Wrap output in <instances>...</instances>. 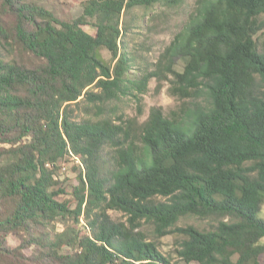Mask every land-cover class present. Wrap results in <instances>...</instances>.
Listing matches in <instances>:
<instances>
[{"label": "trees", "instance_id": "obj_1", "mask_svg": "<svg viewBox=\"0 0 264 264\" xmlns=\"http://www.w3.org/2000/svg\"><path fill=\"white\" fill-rule=\"evenodd\" d=\"M184 1L79 0L68 20L0 0V264H172L157 246L169 234L183 264H262L264 0H196L142 61L133 11ZM151 80L176 109L138 123L110 108L127 99L141 115ZM66 159L75 186L58 176Z\"/></svg>", "mask_w": 264, "mask_h": 264}, {"label": "rangeland", "instance_id": "obj_2", "mask_svg": "<svg viewBox=\"0 0 264 264\" xmlns=\"http://www.w3.org/2000/svg\"><path fill=\"white\" fill-rule=\"evenodd\" d=\"M34 1L43 8L51 11L60 19H77L82 15L83 11L79 0ZM195 1L196 0H185L182 5L170 9L157 6L148 10L135 9L133 11V14L140 19V22H138L139 34L127 35V41L132 40L135 41V43H140L142 45V49L140 51L142 61L148 64H153L157 61L163 49L170 43L175 34H177L186 24L189 15L194 9ZM83 30L92 36L96 33V30L91 23L83 26ZM258 39L259 48L262 49L261 43L264 40V34H260ZM102 55L106 60L109 58V55L105 51H102ZM155 87V80H151L148 92L143 97L141 115L137 110L136 104L127 99H121L118 102H114L110 108H114L117 113H124V115L128 118H136L137 122L141 123L147 118L149 110L153 107L162 108L165 114L178 107L179 102L171 97L167 91L169 87L168 83L163 84L159 92L155 90ZM77 114L83 115L81 112H78ZM62 166L65 167V171L61 170ZM80 171L81 167L77 164V162L66 159L60 163V170H58L57 173L60 179L64 181L67 186H75L77 184L76 180ZM108 214L115 222H126L127 220V216L121 212L109 211ZM258 217L264 221V204L261 206ZM189 225L200 229H210L213 226V224L209 221L184 218L177 223L176 227H186ZM141 229L151 240L153 236V228L148 224H144ZM179 242L180 238L173 234L166 235L157 240L159 251L167 257L172 264H183L177 255ZM12 244L14 245L13 242ZM261 262L264 264V257H262Z\"/></svg>", "mask_w": 264, "mask_h": 264}, {"label": "built area", "instance_id": "obj_3", "mask_svg": "<svg viewBox=\"0 0 264 264\" xmlns=\"http://www.w3.org/2000/svg\"><path fill=\"white\" fill-rule=\"evenodd\" d=\"M61 170H62V171H65V167H64V166H62V167H61Z\"/></svg>", "mask_w": 264, "mask_h": 264}]
</instances>
